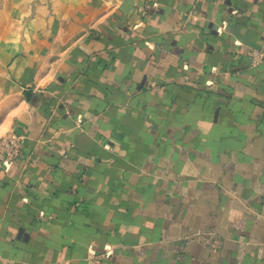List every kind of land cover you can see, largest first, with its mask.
Masks as SVG:
<instances>
[{"label": "crops", "instance_id": "1", "mask_svg": "<svg viewBox=\"0 0 264 264\" xmlns=\"http://www.w3.org/2000/svg\"><path fill=\"white\" fill-rule=\"evenodd\" d=\"M248 48L264 0H0V264H264Z\"/></svg>", "mask_w": 264, "mask_h": 264}, {"label": "built area", "instance_id": "2", "mask_svg": "<svg viewBox=\"0 0 264 264\" xmlns=\"http://www.w3.org/2000/svg\"><path fill=\"white\" fill-rule=\"evenodd\" d=\"M246 58L250 65H255L264 59V48H248L246 50ZM21 137L11 134L9 138L0 142V156L3 153L7 155H14L17 149V143L20 142Z\"/></svg>", "mask_w": 264, "mask_h": 264}, {"label": "rangeland", "instance_id": "3", "mask_svg": "<svg viewBox=\"0 0 264 264\" xmlns=\"http://www.w3.org/2000/svg\"><path fill=\"white\" fill-rule=\"evenodd\" d=\"M13 132H14V133H13ZM11 134H14L15 136L18 135L17 132H15V131H13V130H8V131H6L3 135H1V137H0V142L3 141V140H5V139H7V138H9ZM2 155L6 156V157H9V156H10V155H7V153H3ZM2 155H1V156H2Z\"/></svg>", "mask_w": 264, "mask_h": 264}]
</instances>
